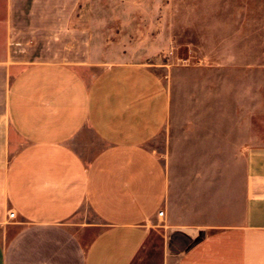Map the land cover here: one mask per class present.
<instances>
[{"label": "crops", "instance_id": "0c3cea01", "mask_svg": "<svg viewBox=\"0 0 264 264\" xmlns=\"http://www.w3.org/2000/svg\"><path fill=\"white\" fill-rule=\"evenodd\" d=\"M78 1L0 0V264H264L249 118L172 124L149 64L85 77Z\"/></svg>", "mask_w": 264, "mask_h": 264}, {"label": "rangeland", "instance_id": "374dc122", "mask_svg": "<svg viewBox=\"0 0 264 264\" xmlns=\"http://www.w3.org/2000/svg\"><path fill=\"white\" fill-rule=\"evenodd\" d=\"M259 14L264 0H79L72 24L90 41L85 77L119 62L152 65L170 90L172 124L249 118L253 147L264 143Z\"/></svg>", "mask_w": 264, "mask_h": 264}, {"label": "built area", "instance_id": "2783aa9c", "mask_svg": "<svg viewBox=\"0 0 264 264\" xmlns=\"http://www.w3.org/2000/svg\"><path fill=\"white\" fill-rule=\"evenodd\" d=\"M162 215H163L162 211L158 213V216H162ZM14 217H15V214L13 212H10L8 214V219H14Z\"/></svg>", "mask_w": 264, "mask_h": 264}]
</instances>
